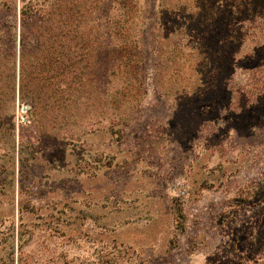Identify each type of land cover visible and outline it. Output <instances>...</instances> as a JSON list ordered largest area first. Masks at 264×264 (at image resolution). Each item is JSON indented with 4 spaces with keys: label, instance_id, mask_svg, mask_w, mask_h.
I'll return each mask as SVG.
<instances>
[{
    "label": "rangeland",
    "instance_id": "obj_1",
    "mask_svg": "<svg viewBox=\"0 0 264 264\" xmlns=\"http://www.w3.org/2000/svg\"><path fill=\"white\" fill-rule=\"evenodd\" d=\"M182 2L163 15L159 0L86 1L89 68L110 67L108 45L142 52L108 86L88 82L78 116L8 110L0 82V264H264V94L239 102L241 70L233 95L213 54L173 55ZM126 84L138 97L95 92Z\"/></svg>",
    "mask_w": 264,
    "mask_h": 264
},
{
    "label": "trees",
    "instance_id": "obj_2",
    "mask_svg": "<svg viewBox=\"0 0 264 264\" xmlns=\"http://www.w3.org/2000/svg\"><path fill=\"white\" fill-rule=\"evenodd\" d=\"M86 1L0 0V82L5 83L3 98L8 110L19 101L30 104L27 112L32 119H38L50 107H55L53 114L64 113L70 108V116H78L77 111L83 107L73 104V98L82 96L88 82L102 89L109 85L111 77L127 74V71L121 72V67L130 68L135 58H139L142 51L136 44L131 49L125 44L108 45L106 55L111 60L110 67H97V64L95 69L89 68L92 58L88 35L92 27L88 25L92 19H87ZM159 1V13L167 15L170 12L167 0ZM186 1L182 2L185 7L174 9L187 17L178 25L174 24L177 27L170 31L171 35H177L170 43L173 55L193 60L197 56L200 62L210 64L213 54L215 64L227 69L222 82L229 84L233 95V76L237 70L242 71L243 83L237 85L239 102L248 105L263 95L264 0H193L190 6H186ZM12 11L17 17L19 30L16 23L6 18ZM105 17L110 20L107 14ZM164 21L160 24L163 29L168 25ZM213 31L218 34L214 50H205L204 46L209 43L205 38ZM186 40L188 42L184 44ZM246 43H251L252 47L249 52L242 53ZM186 48L188 50L183 51ZM126 85L113 91L95 92L110 98L138 97L137 89ZM250 87L252 92L248 90ZM234 99L230 96V101ZM9 116H13L12 112ZM93 130L91 126L87 131L83 129L81 134ZM6 149L12 150L8 146ZM6 163L11 165L9 159Z\"/></svg>",
    "mask_w": 264,
    "mask_h": 264
},
{
    "label": "water",
    "instance_id": "obj_3",
    "mask_svg": "<svg viewBox=\"0 0 264 264\" xmlns=\"http://www.w3.org/2000/svg\"><path fill=\"white\" fill-rule=\"evenodd\" d=\"M27 108H28V107H26V106L22 107L23 110H26Z\"/></svg>",
    "mask_w": 264,
    "mask_h": 264
}]
</instances>
